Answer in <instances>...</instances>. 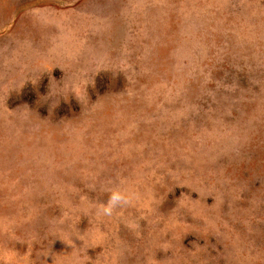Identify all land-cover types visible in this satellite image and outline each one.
<instances>
[{"label":"rangeland","instance_id":"374dc122","mask_svg":"<svg viewBox=\"0 0 264 264\" xmlns=\"http://www.w3.org/2000/svg\"><path fill=\"white\" fill-rule=\"evenodd\" d=\"M0 264H264V0H0Z\"/></svg>","mask_w":264,"mask_h":264},{"label":"clouds","instance_id":"9594fccd","mask_svg":"<svg viewBox=\"0 0 264 264\" xmlns=\"http://www.w3.org/2000/svg\"><path fill=\"white\" fill-rule=\"evenodd\" d=\"M25 81H22L19 85L22 88L25 85ZM131 203L130 197L118 188H113L108 193L107 202L99 209L100 215L103 217H112L114 213Z\"/></svg>","mask_w":264,"mask_h":264}]
</instances>
